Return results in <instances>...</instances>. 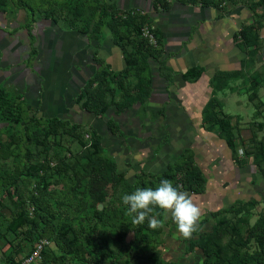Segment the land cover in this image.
Instances as JSON below:
<instances>
[{
  "label": "crops",
  "instance_id": "1",
  "mask_svg": "<svg viewBox=\"0 0 264 264\" xmlns=\"http://www.w3.org/2000/svg\"><path fill=\"white\" fill-rule=\"evenodd\" d=\"M167 1L170 8L162 10L158 4L154 6L153 0H104L120 16L133 9L147 14L152 30L157 27L160 31L155 36L162 43L154 46L160 50L159 57L147 60L150 94L146 104L135 102L120 111L110 106L102 115L77 104L76 96L97 71L119 72L126 63L106 26L110 14L100 18L98 12L89 16L82 9L79 16L67 0H39L35 10L38 15L28 27L25 25L30 16L23 14L25 20L20 25L19 17L10 20L0 10V87L10 96H22L25 113L40 121L58 118L93 127L103 136L102 144L118 170L133 182L141 171L161 174L183 150H189L203 174L204 190L180 191L191 195L203 211L199 234L211 231L216 218L213 213L237 201L254 203L250 209L252 223L264 209V172L252 155L242 163L236 162L226 142L202 123V109L213 94L211 78L217 71L234 70L246 57L232 43L238 20L225 15L216 19V14L204 5L192 7ZM91 5L92 0H86L83 8ZM242 13L237 7L233 15L242 18ZM6 21L17 24L5 28ZM261 37L264 69V33ZM194 66L203 69L200 77L184 80L182 73ZM163 69L169 71L164 73ZM164 74H171V80ZM259 118L258 122H264V112ZM239 121L244 122L242 118ZM170 222L175 225L172 219ZM52 244L49 240L47 248ZM16 246L0 236V264H9L10 258L17 260L26 254L16 252ZM43 260L41 255L35 264H43Z\"/></svg>",
  "mask_w": 264,
  "mask_h": 264
},
{
  "label": "trees",
  "instance_id": "2",
  "mask_svg": "<svg viewBox=\"0 0 264 264\" xmlns=\"http://www.w3.org/2000/svg\"><path fill=\"white\" fill-rule=\"evenodd\" d=\"M85 1L68 0L67 5L70 4L72 8H76L80 16L82 14L80 7H84ZM95 1L99 7L100 18L110 14L106 26L111 32L114 43L122 50L126 66L119 72L105 69L97 71L83 85L76 96V102L81 108L95 115H102L110 106L120 111L135 102L145 104L150 94V68L147 60L149 57L158 59L160 54L158 47L150 45L141 36V28L149 24V17L134 9L127 10L123 16H120L117 10L110 9L104 0ZM153 1L154 6L158 4L162 10H168L171 6L167 0ZM176 1L201 6H206L207 2V0ZM18 2L32 15L33 8L26 0H18ZM211 3L217 6L216 2ZM250 6L252 9L264 10V0L253 1ZM152 31L155 35L160 34L157 27ZM238 34L243 42L240 49L247 54L250 31L243 27ZM161 43L162 40L157 36V44L161 45ZM165 71L169 70L163 69L164 73ZM202 72L201 67H189L182 73V78L195 81ZM234 74L233 71H217L211 78L213 94L202 109V123L206 124L209 130L216 131L231 149L232 158L242 163L244 160L238 158L232 133L236 130L237 124L234 125L230 121L235 116L225 114L222 111L221 101L215 96L217 92L227 88ZM164 75L168 81L171 80V74ZM110 83L114 85L111 86ZM247 98L253 105L256 116L261 115L264 112V101L257 92H250ZM25 109L27 108L22 96H10L4 88L0 87V121L18 125L20 129L18 137L20 141L12 136V145L9 148L0 147V159L4 160L10 156L16 145L26 146L22 165L17 163L16 167L3 171L5 164L0 162V195L4 194L3 197L8 198V202L0 203V205L10 211L3 229L0 224V235L10 245L15 246L18 244L14 242L18 234L25 239H30L32 234L36 233L37 239L33 245L40 238L51 240L60 251V254L53 258L56 264H107L110 258H114V252L110 247L98 244L89 251L86 245L88 242L84 240L88 238L85 228L89 229L90 234L97 231L99 223L97 220L94 221V218L101 217L103 210H98L92 205L90 212L85 213L88 207L84 209L83 201L77 198V201L74 199V202H71L70 196L78 197L82 194L103 202L107 198L105 187L110 184L113 188L110 197L118 198V188L122 185L124 172L118 170L115 159L102 144L103 136L93 127L69 123L58 118L40 121L34 115L25 113ZM254 124L257 129L264 126V122H254ZM31 143L35 147L34 153L29 152L28 145ZM70 143H75L76 148L70 147ZM254 144L253 161L258 169L264 172V139L255 140ZM61 152H65V155L60 156ZM79 161H86V163L80 165ZM21 177H25L28 182H33L32 190H27L23 185L20 186ZM163 179L171 180L179 190H188L193 193H201L204 190L203 174L187 149L183 150L177 160L157 176L141 171L136 175L134 184L137 188H155ZM81 181H86V186L79 190ZM53 184L59 187L65 184L69 188V191L58 190L61 194H66L60 203L57 201L60 206L62 203L67 205L66 215L63 217H59L58 208L50 200L52 195L57 194V191L50 188ZM125 187L128 188L129 185L126 184ZM25 203H28L26 206L32 209V214L26 212ZM71 204L76 205L75 208H68ZM123 205L127 211L128 206ZM253 205L254 203L250 201H237L230 208L213 213L218 218H215L211 231L200 233L192 240V245L201 250L203 256L201 264H264V209L257 214L254 222L250 223L252 215L250 209ZM157 213L160 214L156 215V218L162 219L161 210L157 209ZM90 215L91 218H89ZM81 216H85V220L90 221H87L86 227L81 225ZM118 220L134 233L136 248L139 245L143 246L140 247L142 251L140 254L131 251L136 248L126 247V251H131L135 257L126 255L125 258H118L119 260L115 262L110 260L112 264H164L156 253L148 256L150 247L155 244L152 236L159 234L161 228L150 229L147 220L141 225H134L131 223L132 216H129L128 220L119 218ZM33 245L26 254L31 252ZM42 255H47L46 248ZM17 260L10 258L8 263L14 264Z\"/></svg>",
  "mask_w": 264,
  "mask_h": 264
},
{
  "label": "rangeland",
  "instance_id": "3",
  "mask_svg": "<svg viewBox=\"0 0 264 264\" xmlns=\"http://www.w3.org/2000/svg\"><path fill=\"white\" fill-rule=\"evenodd\" d=\"M26 1L33 8L32 15L29 10L19 5L18 0H0V10L3 9L6 14H8L10 20H13L14 18L17 19V17H19L18 20L20 22V25H22L25 20L23 19V14L24 16L28 15L30 16V19L27 25H31L32 22L36 19L35 16L38 15L37 13L35 15V10L39 6V0ZM212 1L216 2L217 6L213 5L211 3ZM253 1L256 0H207V2L205 3V5L207 7H210L211 11L216 14V19L222 15H225L232 17L235 21L238 20V25L236 26L235 31L232 34V43L239 49L240 46L243 45V42L240 40L241 38L238 34L239 30L244 27L248 28L250 31V40L248 43L249 47L246 57L242 59L240 65L237 66V68L232 70L233 72H235V74L230 79L227 88L215 94V96L221 101L222 111L228 115H236L235 118L233 117L232 119H230V121L234 125L237 124L236 130H234L232 133L235 138V148L237 155L244 161L248 155H252V153L254 152V141L258 139H264V126L261 129H257L256 125L254 124V122H258V119H260L259 116L261 115L256 116V114L254 113V107L247 98L250 92H257V95L260 96L262 101H264V69H262L263 64L260 60V53L262 48L261 35L262 33H264V10L262 8L252 9L250 4ZM92 3L93 5L89 7H80V10L83 9V14L86 12H89L87 13V15L89 16H91L93 13L97 14L99 8L98 4L95 0H92ZM111 6L112 5L110 4L108 5V7ZM190 6H200V4H190ZM237 7L242 8V11L244 12L241 14L242 18H240L236 14L233 15V12ZM41 15L42 14L40 13V16ZM16 24L17 22L13 23L10 21H6L4 23V26L5 28H10L11 26H14ZM255 85L256 87H254ZM147 102H145V104ZM149 115L152 116V113L150 112ZM237 115L240 116L244 120V122H240L239 120H241V118H239ZM101 130L103 131L104 128ZM104 131V133H106V130ZM12 136H14V138L17 137V139L19 140V126L10 124L6 121H0V147L9 148L12 145ZM69 146L74 149L76 148L75 143H70ZM25 148L26 146L16 145L13 147L10 156H8L4 160L0 159V162L5 164V169L3 171L8 170V168L12 169L13 167H16L17 163H20V165H22L24 161L23 156L25 154ZM28 148L30 153H34L35 147L32 143L31 145H28ZM59 154L60 156H63L65 155V152H61ZM79 162L80 165H84L86 163V161ZM119 164H121V162H119ZM119 167L124 168L122 164ZM21 178L22 182L20 186L22 187L23 185L27 190H32L33 182H28L25 177ZM126 184L129 185L128 188L125 187ZM84 186H86V181L82 182L81 186L79 187L80 189H78L82 190V188L84 189ZM50 188H52V190L54 191H57V194L52 195L53 197H50V200L54 202L56 207L58 208L59 217H63L66 215L67 205H64L62 203V206H60L58 202L60 203L63 200L64 195L66 194L63 195L61 194V192H58V190L62 189L63 191H69V188H67L65 184L60 185V187L56 184H53ZM112 189L113 188L110 184L105 187L107 198H105L103 202H99L98 200H95V198L92 199L90 196L86 197L82 194H80L78 197L70 196V198L72 199L71 202H74V199L77 201V198L83 201L82 204L84 205V209L88 207V210H85V213L90 212L89 209L92 205L98 210H103V213L100 215L101 217L94 218V221L97 220V222L99 223L97 231L90 234L89 229L85 228L86 233L88 234V238L87 240H84L88 242L86 245L88 246L89 251L91 250V248L97 246L98 244L108 245L110 247L112 252H114V258H110L107 264H112V262L118 261V258L123 259L126 257V255H128L129 257H135V254L131 253V251H135L140 254L142 252L140 247L143 246L139 245V247L136 248L135 244L137 242L135 240L136 238L134 236V233H132L128 228H125L121 223H119L118 220V218L123 220L129 219V216L126 214V207L123 205L122 196L124 194H131L137 189L136 185L133 182V178L128 177V175L123 176L122 185L118 188V198L110 197L112 195ZM3 195H0V203L8 202V198L6 196L3 197ZM26 204L28 203H25V210L30 214L32 209H30V206H26ZM99 204H101V208H98ZM75 206L71 204L68 208L72 209L75 208ZM9 215V209L0 205V224L2 225V229ZM81 217V225L86 227L88 220H85V216ZM89 218H91V215L89 216ZM170 221L171 219L169 220L168 217L164 227L161 228L159 234L152 236L155 240V244L150 247V254H148V256L156 253L160 256V259L164 262V264H201V261L203 259L201 250L199 251L194 245H192V240L194 237H197L199 235V231L194 233L191 239H184L178 233L176 225L171 224ZM84 236L86 237V235ZM175 236L177 237V239H173V237ZM35 239H37L36 233L35 235L32 234V237L30 239H25L21 234H18L16 240L14 241L15 244L18 242L15 249L16 252L22 254L27 253L31 249ZM124 242L126 244H124ZM126 247L136 249L126 251ZM46 253L47 255L44 256V260L42 261V263L56 264L53 262V258L60 254V251L56 248V246L52 244L51 247L46 248ZM134 259L135 258H133V260Z\"/></svg>",
  "mask_w": 264,
  "mask_h": 264
},
{
  "label": "clouds",
  "instance_id": "4",
  "mask_svg": "<svg viewBox=\"0 0 264 264\" xmlns=\"http://www.w3.org/2000/svg\"><path fill=\"white\" fill-rule=\"evenodd\" d=\"M122 201L128 206L126 214L132 216L131 223L134 225H141L147 220L150 229L163 228L170 215L184 239H191L200 230L203 218L201 207L169 179L161 180L155 188H137L131 194H124ZM157 209L163 213L162 219L156 218L160 214Z\"/></svg>",
  "mask_w": 264,
  "mask_h": 264
},
{
  "label": "built area",
  "instance_id": "5",
  "mask_svg": "<svg viewBox=\"0 0 264 264\" xmlns=\"http://www.w3.org/2000/svg\"><path fill=\"white\" fill-rule=\"evenodd\" d=\"M141 36L144 37L150 45L156 46L157 37L153 33L152 28L151 26H149V24H145L141 28ZM48 245V239L40 238L39 240H37V242L34 243L31 252L21 257L14 264H35L38 260H40L43 250L47 248Z\"/></svg>",
  "mask_w": 264,
  "mask_h": 264
},
{
  "label": "water",
  "instance_id": "6",
  "mask_svg": "<svg viewBox=\"0 0 264 264\" xmlns=\"http://www.w3.org/2000/svg\"><path fill=\"white\" fill-rule=\"evenodd\" d=\"M98 208H101V204L98 205Z\"/></svg>",
  "mask_w": 264,
  "mask_h": 264
}]
</instances>
